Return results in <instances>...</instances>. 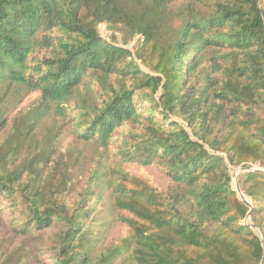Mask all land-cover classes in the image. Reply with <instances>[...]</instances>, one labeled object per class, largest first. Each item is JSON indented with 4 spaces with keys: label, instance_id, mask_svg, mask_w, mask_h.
<instances>
[{
    "label": "trees",
    "instance_id": "trees-1",
    "mask_svg": "<svg viewBox=\"0 0 264 264\" xmlns=\"http://www.w3.org/2000/svg\"><path fill=\"white\" fill-rule=\"evenodd\" d=\"M251 226L264 0H0V264H262Z\"/></svg>",
    "mask_w": 264,
    "mask_h": 264
},
{
    "label": "rangeland",
    "instance_id": "rangeland-1",
    "mask_svg": "<svg viewBox=\"0 0 264 264\" xmlns=\"http://www.w3.org/2000/svg\"><path fill=\"white\" fill-rule=\"evenodd\" d=\"M102 35L104 37H106V35H107L104 27H102ZM135 46H136V44L131 45L130 46V49L133 50ZM135 170L138 171L137 168H135ZM142 171H143V173H145L146 175H148L152 180H154V182L156 184H158L159 186H161L162 188H164L165 180H164L163 176L158 171H156L154 169H150V168L143 169ZM244 173H245V171L242 172V173H240L238 175V177H237V180H234V185L235 186H236L235 182L237 181L239 183V179L241 178L242 175H244Z\"/></svg>",
    "mask_w": 264,
    "mask_h": 264
},
{
    "label": "water",
    "instance_id": "water-1",
    "mask_svg": "<svg viewBox=\"0 0 264 264\" xmlns=\"http://www.w3.org/2000/svg\"><path fill=\"white\" fill-rule=\"evenodd\" d=\"M244 171H245V169H243V168H239V169H237V170H234V172H233V184H232V186H233L234 190L237 192V194H238V196L240 197V199L247 201L246 198H245V196L243 195L241 189H240V185H239V183L236 181V182H235L236 186L234 185V180H237L238 175H239L240 173L244 172ZM249 205H250V209H251V210H250V213L248 214V216H247V218H246V221H251V215H252V210H253V208H252V205H251L250 203H249ZM251 227H252L253 229H256V228H254V226H251ZM256 231H257L258 234H259V237H260V240H261V243H262V247H263V249H264V239H263V236H262V234L259 232V230L256 229ZM262 264H264V261H263Z\"/></svg>",
    "mask_w": 264,
    "mask_h": 264
}]
</instances>
